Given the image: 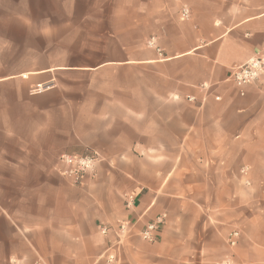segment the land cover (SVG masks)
<instances>
[{
    "label": "crops",
    "instance_id": "0c3cea01",
    "mask_svg": "<svg viewBox=\"0 0 264 264\" xmlns=\"http://www.w3.org/2000/svg\"><path fill=\"white\" fill-rule=\"evenodd\" d=\"M263 53L264 0H0V264H264Z\"/></svg>",
    "mask_w": 264,
    "mask_h": 264
},
{
    "label": "built area",
    "instance_id": "2783aa9c",
    "mask_svg": "<svg viewBox=\"0 0 264 264\" xmlns=\"http://www.w3.org/2000/svg\"><path fill=\"white\" fill-rule=\"evenodd\" d=\"M190 11L188 8H184L182 11V18H188ZM264 77V53L258 56L251 57L245 63L235 66L232 69L230 75V81L239 90L240 94H244V90L247 86L257 84ZM50 85L37 84L31 89V93H37L49 88ZM220 99L219 96L216 97ZM189 101H194L195 97L189 96ZM60 163L62 166V175L65 176L74 185H81L86 176L93 172L97 161L99 160V154L97 152H89L86 154H62L60 156ZM246 168H243L244 172ZM135 194H125V207L127 209H133L135 206ZM167 222V214L162 213L157 215L154 219L147 222L141 229V237L148 242H156L163 231ZM135 226V223L131 219L120 221L115 226H103L102 232L107 234L111 229L116 228L121 234H127L131 232V229ZM241 233L239 230H233L228 235V244L230 246H236L240 239ZM114 256H110L109 262L111 263ZM224 264H230L226 262Z\"/></svg>",
    "mask_w": 264,
    "mask_h": 264
}]
</instances>
